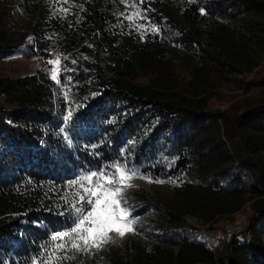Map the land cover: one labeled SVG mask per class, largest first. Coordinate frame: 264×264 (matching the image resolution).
I'll use <instances>...</instances> for the list:
<instances>
[{
    "label": "trees",
    "instance_id": "1",
    "mask_svg": "<svg viewBox=\"0 0 264 264\" xmlns=\"http://www.w3.org/2000/svg\"><path fill=\"white\" fill-rule=\"evenodd\" d=\"M17 56L62 63L0 78V264H264V79H244L264 0H0V62ZM225 92L242 95L214 110ZM115 165L135 231L57 249L91 209L80 178ZM248 205L263 219L230 242L188 222Z\"/></svg>",
    "mask_w": 264,
    "mask_h": 264
},
{
    "label": "snow or ice",
    "instance_id": "2",
    "mask_svg": "<svg viewBox=\"0 0 264 264\" xmlns=\"http://www.w3.org/2000/svg\"><path fill=\"white\" fill-rule=\"evenodd\" d=\"M66 11V9L64 10ZM48 63H59L48 61ZM53 79H56V71H53ZM118 177L116 175H106L104 172H92L88 176H82L80 181L87 180L89 184L95 185L86 188L85 191L90 193L94 199L85 200L84 196L80 197L81 203H88L91 209L80 216L76 225L67 232H57L53 235L52 240L57 239L65 241L56 245L57 249L72 248L77 251H88L91 248L99 249L103 245L114 242L112 234L123 238L126 234L134 232L135 221L129 219L130 213L122 206V192L124 188L132 187L128 181L132 175L125 172L124 169L115 165ZM134 175V173H133ZM79 182V181H78ZM160 183L161 181H157ZM116 185L115 187H112ZM76 213H83L82 207L75 209ZM67 238V240H65Z\"/></svg>",
    "mask_w": 264,
    "mask_h": 264
},
{
    "label": "rangeland",
    "instance_id": "3",
    "mask_svg": "<svg viewBox=\"0 0 264 264\" xmlns=\"http://www.w3.org/2000/svg\"><path fill=\"white\" fill-rule=\"evenodd\" d=\"M59 58H53L50 61H56ZM62 60L59 59V63H48L41 62L40 58L36 57H28V56H17L16 58L6 60L4 62H0V78H16L20 75H34L41 68L42 65L47 67V70L53 77V71H56V79L58 76V72L61 67ZM56 79H53L54 81ZM244 79L247 82L253 81L255 79H264V64L257 69L251 75H245ZM147 79L140 80V83H147ZM242 95L241 92L237 93H228L225 92L221 101H218L214 105V110L221 108L222 110L231 107L236 100V97ZM234 98V99H233ZM239 98V97H238ZM0 102H2V98H0ZM154 192H160L163 197L167 199H172L173 194L168 193L160 187L152 186ZM122 204V203H121ZM123 206V204H122ZM124 207V206H123ZM263 219L262 215L255 213L251 210L249 205L240 213L235 215V219L231 220H223L215 225L202 226L201 223L197 219H188V222L198 228L200 231L201 237L205 239L218 240L221 242H230L235 235H239L241 233L248 234L249 229L253 228L257 225V219ZM211 233V235H209ZM209 235V236H208ZM211 236V237H210ZM248 236H251L249 233Z\"/></svg>",
    "mask_w": 264,
    "mask_h": 264
}]
</instances>
